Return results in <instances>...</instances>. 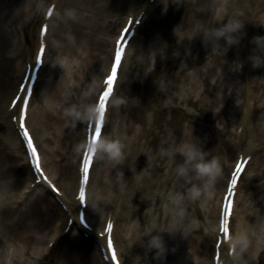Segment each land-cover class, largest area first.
<instances>
[{
    "label": "bare ground",
    "instance_id": "1",
    "mask_svg": "<svg viewBox=\"0 0 264 264\" xmlns=\"http://www.w3.org/2000/svg\"><path fill=\"white\" fill-rule=\"evenodd\" d=\"M14 1L17 2L12 5L10 4L11 8H13L14 6L13 9L16 8L15 10L19 11V14L21 13L22 16L24 15L25 23L27 24L28 22L31 21H32L31 24L35 22L34 21L35 18H37V16L40 15L39 14L40 10L43 8L45 3V0H14ZM56 1L57 0H52V2H56ZM88 1L90 2L92 1L98 7L100 6L102 10H104L105 7L112 8L117 6L116 10L112 12V14L110 15L112 16L111 19L104 20L101 27L102 31L100 32L104 34L103 38L100 39V42H103L102 44H104V41H107L108 39L110 43L108 45L112 48L111 50H113V44L117 34L113 33L111 36V38L113 37V39L110 40L109 38L106 37L107 32L112 30L111 28L113 26H117L116 28L118 33L121 26H123L124 23L126 22L127 18L131 15H134L133 14L134 12H136L138 9L143 10L145 8L147 9L151 7V6L149 7L148 4L144 5L142 3V0H132L126 5L122 4V2L113 5L109 2V0H88ZM234 1L235 0H230L228 3V7L225 8L229 9V7L233 6ZM238 1L240 2L241 5H244L242 10L244 9L243 11H245V14L247 15L249 8L252 7L251 4L247 5V3H250L252 0H238ZM254 2L257 10L258 8L261 9L263 7L264 4L263 0H254ZM7 4H8V0H0V56H2L0 58L3 59L4 56L5 62L2 61V65L3 63L6 65L5 67L6 71L3 72L4 75L0 80V131L4 130L2 135L5 137L7 146L13 154H11V156H9V158H7L6 161L4 162L3 164L4 167L2 168L3 172L1 170V173L6 174L7 177L4 176L3 179L0 181V217H1L0 222L3 224V227L0 228V244L1 242H3L2 245H0V258L2 257L1 260L2 263L4 264L7 263L27 264V260L25 259V249L28 243L29 246L33 245L32 250L35 251L37 257L38 256L40 257L39 264H47L50 261L49 259L51 258L54 249L49 252H48V248L47 249L44 248L43 251L39 249H40V245L46 242V237L43 238L41 236V233L43 232V230L49 229L51 233L53 232L49 241L55 240V244H57L60 238L64 237L66 239V250L64 252L65 261L63 260L64 262H70L71 264H107L102 258L100 245L97 242L94 243V241H92L91 238H86L82 233L78 232L76 221L72 225L68 233H65V226L67 225L69 217L76 215L79 207L75 195L77 192V185L79 181V165L81 161V154L83 152V147L85 145V140H86V124L88 122L89 115L92 113L95 97L101 87V85L97 83L92 88L91 80L99 81L100 78L101 79L104 78V75L108 69L107 68L108 61H105L102 58V62L99 63L100 56L98 55L97 56L95 55L97 58L95 60L94 59L92 60V67L90 70L92 71V73L91 76L88 77V79L87 78L85 79L86 81H89V83L85 85L84 88V91L86 93L85 101H87L89 107L86 109L85 115L81 117L82 118L81 119L82 126L80 129L81 131L77 133L78 135H80V141H78L77 147L72 148L71 150L69 144H71V139L74 137L73 122L71 119L72 108L69 109H63L64 107H61L60 109L58 108L59 105L55 102L54 98L60 97L61 100L63 98H61L60 95H57L58 91H56L57 93L56 95L54 94L55 88H51L48 86L42 92L41 94L42 107L38 112L36 111L34 112L35 102L37 99V95L39 94V90L37 89V87L39 86L42 76L48 66V55L51 47H50V43H47L48 46L45 53V63L40 69L39 80L37 82L33 98L31 99L29 105L27 126L29 127L31 133L33 134V137L35 138V142L41 151V154L43 156L44 167L48 170V172L56 182V185L61 190L62 199L65 201V203L68 206V210H64L52 195V191L49 190L44 183L37 184L33 188L31 187V181L33 182L35 181V176L33 175V172L30 168L27 152L24 149L23 140L19 134V131L16 128L17 122L13 121V116L19 115L20 108L19 105H17L15 109L13 110L9 109L11 98L17 92L19 87V82L26 70L27 63L30 62L31 51L26 47L22 48V46H19L17 42L16 43L17 46L15 45L14 48L11 47V50H9L11 51L9 55L6 56L4 53H2L3 50H6L7 46L9 45V41L13 35V32L10 30L11 28L6 20V16H7L6 12L12 10L10 6H7ZM202 6H203V0H199V9L201 10L198 14L199 15L198 19L200 22L198 28L201 27V29H197L196 31V35L198 36L197 43L195 45L193 44L190 46H186V48L183 47L184 49H182V52H180L181 49L177 45L176 40L177 39L180 40L182 36L179 33H175L172 30L170 31V33L165 31V34H163L162 38H160L161 41L157 42L160 48L155 46L153 48V46H151V52H153L155 56L157 53L158 54L157 56L159 57L155 69L151 70L150 66H148L147 64L146 66L144 65L145 70H143L141 73V76L144 77L142 84L137 83L136 77L134 75L131 81V85H130L131 87L127 89L125 94L126 102L123 106V111L126 112L131 108H136L135 106H137L141 110L140 119H139L141 125H139V127H136V129L135 127L133 128L132 135H130L127 132L129 134V137L127 138V141L129 142V146L127 144V147H130L134 158L140 157L142 155H148L150 153L151 156L152 154H154L152 160L155 159V162L151 164L152 165L151 167H149L150 169H152L151 178L149 177L148 180H145L144 187L140 186L142 182L137 183L138 181H135L134 185H132L133 189L132 192L129 194L130 201H132L133 203L134 202L138 203L137 208H135L133 212L130 211L128 202L125 204V202L123 200H120V198L114 201L113 204H110V206L107 205L108 204L107 202H109L110 198H112V195L113 198L115 199L117 198L115 197V193H113L114 191L112 192L111 188L109 187L111 181L112 184H114L116 181L115 175L113 174V172L115 173V169L112 166H110L109 168L107 167L105 169L103 176L99 180L98 188L100 189L101 196L100 197L96 196L97 199L95 202L93 201V195L91 194L90 191L91 195H90V199L88 198L89 204L87 205L88 219L93 225L94 228L93 231H96V238L98 240L103 241L104 243V239L99 238L97 236V233L103 230L104 223L109 215H111L113 218H116L117 221L120 219V223H117V225H115L114 237L116 240V246L118 248L119 257L124 264H127V258L133 262L135 261L138 262L139 260L142 264L143 263L144 264H187L184 249L186 247L200 245L199 238L196 236V234L199 235L202 232H204L203 235L204 236L203 249L205 251L204 264H214L213 256L215 253V244L217 241V231L219 229L222 197L225 192V186L227 183V179L230 175L231 169L233 168V165L235 164L236 159L240 152H243L245 154H253L255 152H259L260 149H263L262 148L264 142L263 124L260 122L257 123L258 125H255V123L251 125V123H247L248 121L246 122V119L243 118V116L241 117L240 114L235 121L234 118L236 117L237 112H235L234 109L238 108L236 106V101L231 100V98L228 96L227 93L224 94L222 101L223 105L220 108V110L222 114H224V117L227 119V124H230L231 127L232 126L235 127V125L243 126V131L241 134L238 135V133L236 132L238 141L235 140V137L234 139L231 137L227 138L225 134H222V137L218 139L219 142L215 141V139H211L208 141H204V139L199 140V138H206L209 135V131H208L209 129L213 130L214 126L211 125L213 121H210L209 122L210 124H205L204 126H202V129L201 128L195 129L196 130L195 137H193V135H190L187 132H184L185 129H181L180 132H178V130L176 129V133H177L176 136H178V139H186V143H191L192 147L194 146V149L197 151V153L199 154L206 153L207 160L208 158L210 159L212 157L213 160L218 161L217 173L215 174V176L210 177V179L205 184L206 185L205 187H208L212 185V182H215L213 184L212 189L210 190V192L213 191L216 192L215 202L213 203L212 206L210 205L204 206L205 207L204 209V207L200 205V199L198 202V201H194L191 197H189V194L196 187H198L201 182L198 178L200 174L197 172L195 168V164L199 162V156H198L197 160L192 161L190 165V168L192 167V176L194 178L192 180V183H190L191 182L190 180L184 181L183 183L187 185L185 188H183V190H180V193L182 194L183 197L182 200L183 206L181 210L178 212L177 218L175 219L174 216L177 214L176 212L175 214L172 212L170 206L167 210H165L164 207L161 205V203L163 202L161 193L163 194V196L164 193L168 194L169 196L171 192H173L176 189V185H173V183H171L169 176L170 172L167 173L166 175L165 174L156 175L157 171L160 170V165H162V163L158 164L157 161H161L162 159H165L168 156L167 155V149L169 147L168 138L171 131L175 129L174 127L170 128L169 126L174 125L175 123H180L178 124V126H180L181 128H182V124L186 128L187 127L193 128L194 124H197L196 122L197 118H196V114H194V118H190L187 123H183L182 118L181 119L179 118L177 119L175 117L173 118L172 114H169L170 118L165 117L163 122L159 124V121L161 119L160 116L165 115V114H161L164 112L165 108L162 107V105H160L154 108V115H155L154 123H156V125H154V123L150 124V121L148 119H145L146 117L145 115L143 116L142 112L144 110H147V106L150 105L151 102L163 98L164 97L163 95H165V92H167V88H169L170 86L168 81L165 82L164 90L162 89H160L159 91L155 90V84L157 85L156 83L157 77L160 76L159 74L160 72H162L163 67L169 68L168 72L170 73V75H171V71L175 70L174 71L176 73L174 74L175 77L177 79L180 78L183 81V83L187 82L186 79L188 78L198 75L200 76L201 75L200 72L204 73V70L199 67V64L204 63V68L206 67L205 53L207 50H209L212 47L213 40L215 38L214 36H212L213 34L211 32L212 31L211 24L213 23L211 22V19L213 16L212 14L208 13L206 17L203 18L200 17V16H205L204 13L205 11L208 10V9L205 10V8H202ZM152 7L149 9V11L152 9ZM59 8L60 6L57 5V8L55 9L51 17V25L49 27L48 34L46 36V42H49V39L51 38L52 28L54 26L53 21L56 20L57 18ZM86 12L87 11L85 8H82V10H80L79 21L77 22L78 28L85 27L87 21L92 20L93 18L92 14L87 15ZM257 14L258 12L254 10V15L257 16ZM44 16H45V12L42 13L41 23L44 20ZM236 17L238 18V21H241L243 19L247 26L252 25L255 20L252 19V17H250V14L248 16H242L240 13H238ZM159 20H161L160 16L155 20V24L159 22ZM27 24H25V26ZM31 24H29L28 27ZM38 35H39V29H38ZM241 35L243 36L245 42V47L243 48L245 59L244 60L243 59L241 60V58L239 59L238 61L239 64L237 63L238 66L236 68V74H234L233 76L235 79L240 78L241 76L240 72L242 71L247 87L248 82L251 81L249 80L250 76L248 75V71H251V73H254L255 75L257 73V66L256 64H254V66L251 64L255 60L251 58V50L246 44L248 39L247 32L243 34L241 32ZM210 37L213 40H211ZM162 40L165 41L163 45H161ZM132 41L133 39H131V42L127 47L126 55L123 59L119 71L120 76L115 86L116 90L112 95V97L110 98L109 104L111 103V101L113 100V98L117 93V88L120 82L121 74L125 66V62L127 61V57L129 55V47L131 46ZM151 42L152 41L150 42L148 41V37H145L143 41V45L147 46L148 43L149 46L153 45V43ZM229 43L231 49L225 50L222 53L221 57L227 56L228 58H230L231 56H234L233 59L238 60L236 59V55H237L236 52H238L236 51V47H234L233 42L229 41ZM38 44H39V40L37 37L36 48ZM56 47H57V51L58 52L61 51L62 54H64L67 50L71 51L68 52L71 56H73L71 57V59L74 58L76 59L75 61H77L85 53V47L83 48L78 47L77 51H75L73 50L75 47H70L69 43H66L64 46L62 45V43L61 45L57 44ZM175 47L178 48L174 49ZM174 50L177 51L176 55L170 56L171 52ZM147 51L149 50L148 49L145 50V52ZM100 52L101 54H105L106 52H108V50L107 48H102L100 49ZM194 52L197 53L195 54ZM35 53H34V57H35ZM145 56L146 53L145 55L143 53L142 57H140L141 62L142 60H145L147 62L149 61V53L146 56V58ZM211 60L218 67H221L222 70L227 71V64H223L222 62H220L218 56H214ZM69 62L71 63V61ZM215 70H218V68ZM15 72L17 73L16 74L17 81L15 84L12 85V88L7 93L6 98L4 97L3 101H1L3 91L4 90L6 91V84L8 83L9 79H11V77L13 78ZM52 73L54 75V71ZM67 76L65 78L66 82L63 84H68L67 90L69 92L71 90L70 83L73 78L71 69L67 71ZM172 77L173 75L170 78ZM217 89L218 86L212 83V81L209 82L207 76V78L205 79L204 92L200 96V99L198 98L196 101H194L193 97H187L189 92L187 90L185 93L186 97L183 99V102L187 103L188 105L198 107V114L200 113L203 117H205L207 116V114H210L211 112L210 107L212 106V103L209 102V98L213 96L216 97L217 99V95L219 96L218 93H216V95L213 93ZM211 99L213 101L216 100V99L214 100L213 98ZM240 99H241L240 97H237V101ZM158 104L159 103L157 101L156 105ZM83 105H86V103L84 102ZM148 107H152V106H148ZM177 107H179V105L170 106V108L173 109V111H175L174 109L177 110ZM257 108L258 107H256V109ZM192 109L193 108L191 107V110ZM62 110L64 111L62 112ZM33 113H36L35 115L38 122L36 124L33 123V119H32ZM187 113H188L187 111L184 112V114ZM131 120L134 121V118H132ZM132 124L133 122H131V125ZM63 125H67V131L65 133H62L60 130ZM148 127H150L149 130ZM166 127L170 128L169 134L165 132ZM106 129L107 127L104 128L103 130L102 133L103 136L105 135ZM205 129H207V131ZM62 134L63 137H61ZM181 134L184 137H182ZM122 137H123L122 134H118L114 137V139H119L124 145L125 141L122 139ZM41 139L51 144L52 148L48 149V153L50 155L52 154L59 155L58 148L60 147V140L65 141L66 142L65 146L67 149L66 152L67 154L71 152V154L73 155L72 158L76 159L75 163L73 159L69 157V159L67 160L69 162L67 164H64L61 161H57L55 159L57 161L55 162L57 168H54L51 165H49V162L47 161V157L45 155V150L41 144ZM127 147L126 149H124L125 156H127L129 150L127 149ZM100 152L101 151H97L96 158L94 159V163L91 168V180L89 185L90 188L95 181L93 173L95 171V167L97 166V159L99 157ZM156 153L157 156H155ZM170 156H168L169 162L171 158ZM174 157L175 156H173L172 159ZM10 160H14V161L10 162ZM71 161L74 163V165L73 163L71 164ZM254 161H255V157L252 158V162L250 161L251 163L249 162L245 172L243 173L241 180L245 179V177L250 174V167ZM133 162H134L133 160L129 162L128 164L129 167H131L130 165H133ZM219 167H222V170H224V173L222 175L220 174ZM263 175H264V163L262 164V166L261 165L259 166L258 172L254 175V177H252V179L254 180L259 179ZM125 177L126 176L116 181V183H118V186L120 182L125 181ZM155 180L159 182V185L155 184ZM240 185L241 184H239L238 192L235 196V206L231 220L232 230L234 225V218L237 212V202L239 198V193L241 191ZM119 189H116V191ZM3 190H8V191H3ZM2 191L5 193H3ZM140 192H144V193L140 196L138 200L137 194H139ZM206 195H208V193ZM152 205L153 207H151ZM119 207H121V209L123 210L120 211L118 209ZM200 218H203L202 221L203 224L199 221ZM193 219L196 220L195 221L196 223L192 222ZM247 222L248 223L250 222L249 224L252 223L250 214L248 216L246 215L245 218H243L242 224L247 225L246 224ZM121 230L123 231L122 234H121ZM88 232L90 235H93L94 233L91 231ZM57 233L60 234L58 235ZM176 234H178L179 237L177 236V239H174V235ZM155 236H160L161 239L163 240L164 243L163 253H161L159 249L150 246V241ZM248 238L250 240V245L248 248L251 247L250 248L251 250H258L259 246H257L258 243L256 242V240L252 238L251 235H249ZM221 249H222V258L225 259V264H228V262L232 263V260L238 257L240 250L239 246H237L235 248L234 256L230 257L228 255L229 243L228 244L223 243ZM124 250H126L128 257L127 254L125 255ZM50 264H56V263L52 261Z\"/></svg>",
    "mask_w": 264,
    "mask_h": 264
},
{
    "label": "rangeland",
    "instance_id": "2",
    "mask_svg": "<svg viewBox=\"0 0 264 264\" xmlns=\"http://www.w3.org/2000/svg\"><path fill=\"white\" fill-rule=\"evenodd\" d=\"M125 0H109L111 4H118ZM230 0H203V6L202 8H205V16L200 17H206V15L212 14L211 22V32L212 36H214L212 47L206 51L205 53V61H206V67L204 68V63L199 64V67L204 70L201 73V77L194 76L191 78L186 79L187 82L183 83V81L180 78H176L174 74H176L174 71H171V75L168 72V67L162 68V72H160V76L157 77V85L155 84V90L159 91L160 89H165V82L169 81V88H167V92H165L164 97L160 100L157 99L154 102H151L150 105L152 107L147 106V110H144L143 116L145 115V119H148L151 123L155 122V115H154V108L157 106L162 105L164 107V112L161 114H165L164 116H160L161 119L159 121V124L163 122L164 118H170L169 114H172V117L174 118H182L183 123H187L190 118H194V114H196V122L197 124H194L193 128H186L182 124V128L178 126L180 123H175L174 125H170V128H175L173 131H169L170 128L166 127L165 132H167L169 135L168 141H169V147L167 149V155L170 156V162L168 161V156L165 159H162L161 161H157L160 165V170L157 171L156 175H166L170 172V180L173 185H176V189L171 192V194L168 196V194L161 193L162 195V203L161 205L164 207L165 210L169 208V206L172 209V212L177 215H175V219L178 216V212L181 210L183 203V197L180 193V190H183V188L186 187L187 184H184V181L190 180L192 183V180L194 179L192 176V167L190 168L191 162L188 161L187 156L184 154V151L182 149H185L187 147H192L191 143H186V139H178V136H176V129L178 132H180L181 129H185L184 132L189 133L190 135H193L195 137V129H202V126L205 124H210V121H213L211 124L213 127V130L209 129V135L207 133L206 138H199V140L208 141L211 139H215V141L219 142L218 139L222 137V134H225V136L230 138L232 127L230 124H227V119L224 117V114H222L220 108L222 107V101H223V95L228 94V96L231 98V100L236 101V106L238 108L234 109L236 113V117L234 118L235 121L237 119V116L239 114V104L240 102L237 101V97L240 96V90H239V79L234 78V74H236V62L233 59L234 56H231L228 58L227 56L221 57L222 53L225 50H230V43L229 41L233 42L234 47H236L237 50H241L242 42L239 41L241 35L239 29H241L243 26L242 22H238L237 20V14L240 13L242 16H245V11L242 10L244 5H241L238 0L234 1V5L229 7L230 9L224 10L225 7H228V3ZM264 1V0H263ZM17 2V1H16ZM14 0H8L7 6L16 3ZM92 2V1H91ZM88 0H62L60 4V11L57 16V20L54 24V29L52 32V40H51V49L49 52V58H48V66L43 74V78L39 85V94L37 95L36 103H35V109L34 112H38L42 107L41 102V94L42 92L49 86L51 88H55L54 94L56 95V91H58L57 95H60V97H56L55 102L59 105V109L61 107H64L63 109H69L72 108V122H73V131H74V137L71 139V150L72 148L77 147L78 141H80V135L77 133L80 132L81 126H82V118L85 108L88 106L87 101H85L86 93L84 91L85 85L89 83V81H86L85 79L91 76L92 71V60L96 59L98 56H103L101 54L100 49L102 48H109L108 45V39L107 41L100 42L101 37L104 36V34L100 33L102 24L104 20H109V15L112 14L116 10V7H105L104 10L101 9V7L95 5L93 2L91 3ZM129 2V0L125 1ZM202 2V1H201ZM169 3V5H168ZM254 0H252L250 3H247V5L254 6ZM11 4V5H10ZM171 4V6H170ZM30 6V5H29ZM14 8V6H13ZM11 8L12 10L7 11L6 20L10 26V30L13 32V35L9 41V45L7 46L6 50H3L2 53H4L6 56L11 53V47H15L16 43L19 41V38H17V32L19 30L17 29V24L24 21L25 16L20 13L19 11H16L15 9ZM82 8L86 9V13L92 14L93 18L92 20H88L85 24V27L78 28L77 22L79 21V12L82 10ZM111 9V10H110ZM255 9V7H254ZM201 9H199V0H160L159 4L155 6V9L153 10V13L149 16L148 22L145 23V25L142 28V35L139 40L135 44V48H133V52L131 54V57L128 59L127 65L125 66V70L123 71V78L121 80V84L119 87V91L117 93V96L113 100V104L111 106V113L109 115V125L107 128V132L105 134V138L108 139H114V137L118 134H122V139L125 141L124 149H126L127 144L129 146V142L127 141V138L129 137V134L132 135L133 128L139 127L141 125L139 119H140V113L141 110L135 106L136 108H131L128 111H123V106L125 104V94L127 89H129L131 86L132 78L136 77L137 83L143 82V78L141 76V73L143 70H145L144 65L146 64L150 66V69L154 70L156 67V63L158 60V54L156 53V56L151 52V46L158 47L160 46L157 44V42H160L163 36L166 32H169L172 30L175 33H179L182 37L180 40L177 41V45L181 49L180 52H182V49L186 48V46L195 45L198 41V36L196 35L198 26L200 25L199 22V12ZM253 9L250 7L249 12L247 13V16L250 14V17H254L252 14ZM18 12V13H17ZM165 12V13H164ZM224 12V14H223ZM229 12V13H228ZM259 16L255 18L256 21V27L252 30L256 31L258 33V36L255 37L257 41H252L254 43V53L255 55V64L257 66V78L255 80V83H253V91H252V101L251 103L253 106H257V110L253 112V120H255V123H262L264 126V6L261 8V10H258ZM161 17V20L155 24V20L158 17ZM236 17V18H235ZM109 18V19H108ZM260 18V19H259ZM234 20V21H233ZM236 21V22H235ZM230 23L235 24L239 23L241 27L236 31H231L234 33H227L223 36L217 35V33L223 29H225L226 25H229ZM253 23V25L255 24ZM29 25V24H28ZM36 25V23H35ZM35 25L32 28L28 29V26L24 28V32L26 34L27 38V46L31 48V52H34V45H35V32L36 27ZM31 27V25L29 26ZM260 28V29H259ZM112 30L107 32L106 37L109 38L110 34L113 33L114 29H116V26H113L111 28ZM259 29V31H258ZM250 30V31H252ZM240 31V32H238ZM32 34V37L31 35ZM109 34V37H108ZM239 35V36H237ZM148 37V41H152L153 45L149 46V43L147 46L143 45L144 38ZM184 40H183V39ZM231 38V39H230ZM238 38V39H237ZM143 39V40H142ZM60 42V43H59ZM82 42V44H81ZM106 42V43H105ZM155 42V43H154ZM64 46L66 43H69L70 47H75L73 50L77 51L78 47H85V53L82 57H80L77 61L76 59H71V56L69 54V50H67L64 54L62 52L57 51V44H60ZM165 43L164 40H162L161 45ZM19 44V42H18ZM183 44V45H182ZM143 45V47H142ZM181 45V47H180ZM232 45V46H233ZM17 46V45H16ZM184 47V48H183ZM178 47H175L176 49ZM149 50L145 52V50ZM69 51V52H68ZM82 51V50H81ZM179 52V53H180ZM104 53V52H103ZM146 53V56L149 53V61L142 60L140 61L142 57V54ZM177 51L174 50L171 52L170 56L176 55ZM195 54L197 52H194ZM73 54V53H72ZM238 55H240L237 52ZM96 55V56H95ZM180 55V54H178ZM145 56V58H146ZM162 56V55H161ZM214 56L219 57V61L223 64H227V71L222 70L221 67H218L211 59ZM2 57V56H0ZM2 61L5 62L4 56L3 59L0 58V80L2 79L4 73L6 71L5 67L6 65ZM71 61V63L69 62ZM257 61V63H256ZM102 61H99L101 63ZM70 64V65H69ZM218 70H215L217 69ZM72 70V81L70 83V91L68 92L67 87L68 84H63L66 82V76L67 71ZM54 71V75L53 72ZM230 71V72H229ZM134 73V74H133ZM16 72L13 75V78L9 79L8 83L6 84V91H3L1 101H3L4 97L6 98L7 93L12 88V85L16 82ZM173 75L172 78H170ZM166 76V77H165ZM208 76L209 82L212 81V83L216 84L218 86V89L213 92L215 95L216 93L219 94L216 97H211L215 101H213L211 98H209V102L212 103L211 112L210 114H207V116L203 117L200 113L198 114V107H194L192 105H188L187 103L183 102V99L186 97L185 93L188 90L187 97H193V100L196 101L198 98L200 99V96L204 92L205 88V79ZM68 77V76H67ZM91 87L93 88L95 84L98 82L91 80ZM139 81V82H138ZM257 82V83H256ZM59 83V84H58ZM138 84V85H139ZM63 87H61V86ZM220 91V93H219ZM143 92V91H142ZM145 93V92H144ZM213 94V95H214ZM233 94V95H232ZM83 98V99H82ZM218 100V101H217ZM158 101V105H156ZM234 101V102H235ZM86 103V105H83V103ZM73 103V105H72ZM179 105L177 107V110L170 108V106ZM191 107L193 108L191 110ZM180 108V109H179ZM185 109V110H184ZM64 110H62L63 112ZM180 111V113H179ZM187 111V114H184V112ZM195 112V113H194ZM36 113H33V123H38L36 118ZM188 117V118H187ZM229 117V116H228ZM134 118V121L131 119ZM81 120V121H80ZM131 122L133 124L131 125ZM233 123V122H232ZM156 125V123H154ZM258 125V124H257ZM178 126V127H177ZM196 127V128H194ZM150 127H148V130ZM61 132L65 133L67 131V125H63L61 127ZM207 131V129H205ZM4 130L0 131V181L3 179V177H7L6 174L1 173V170L3 172V164L6 161L11 154V150L7 146V142L5 141V137L2 135ZM211 131V132H210ZM129 134H128V133ZM175 133V134H174ZM182 135V134H181ZM211 136V138H210ZM63 137V134L61 135ZM182 137H184L182 135ZM218 137V138H217ZM209 138V139H208ZM206 139V140H205ZM264 141V140H263ZM68 143V140H67ZM41 144L43 145V148L45 150V154L47 157V161L49 162V165H51L54 168H57L55 165V162L61 161L64 164H67L69 161V157L75 161V158H72L71 152L67 154L66 152V142L60 140V147L58 148V154L50 155L48 153V149L52 148L51 144L41 139ZM165 144V143H164ZM63 147V148H62ZM55 148V147H54ZM194 148V146L192 147ZM128 154L125 156V153L123 155V159L119 162L112 160L108 157L106 153L101 152L97 167L95 169L94 177L95 181L93 183L92 187V195H93V201L95 202L97 197L101 196L99 186V180L103 176L105 169L110 166H112L115 169V180L127 176V181L120 182L119 186L118 183L112 184V181L109 184V187L111 188L112 192L113 190L115 192L116 189H121V185L124 186L126 190H128L129 194L132 192V183L133 181L142 182L140 186L144 187L145 180H148L149 177L151 178L152 169L151 167L155 159L152 160L154 154L152 156L150 153L148 155H142L140 157H135L132 154V151L130 147H127ZM76 151V150H75ZM74 151V152H75ZM170 152V153H169ZM157 156V153L155 154ZM175 156L173 159L172 157ZM203 158L207 160L206 153L202 154ZM258 159L253 164L251 173L247 177L242 195L239 202L238 212H237V220L239 221V224L236 226V232L238 233H246L248 236L251 235L252 238L256 240L258 243L257 246H259L258 250H251L248 248L243 254H238V257L234 264H264V175L256 180L251 179L252 175L256 174L258 172L259 166L264 163V142H263V149L258 153ZM13 157V155H12ZM5 159V160H4ZM13 159V158H12ZM57 161H56V160ZM216 159V158H215ZM134 161L133 165H130L129 162ZM152 160V161H151ZM208 160H213L212 157ZM14 161V160H10ZM150 162V163H149ZM15 163V162H14ZM73 162L71 161V164ZM11 164V163H10ZM149 164V165H148ZM74 165V163H73ZM12 166V165H11ZM133 166V167H132ZM147 166V167H146ZM224 168V167H223ZM220 174L222 175L224 173V170H222V167H219ZM4 174V175H3ZM199 180L201 181L199 186L196 187L190 194L189 197H191L194 201H198L200 199V205L201 206H212L215 202V191L210 192V190L213 187V184L215 182H212V185L205 187L206 182L210 179L209 176H202L199 175ZM155 184L159 185V182L155 180ZM114 185V186H113ZM117 187V188H116ZM185 190V189H184ZM8 191V190H3ZM2 191V192H3ZM5 193V192H3ZM144 192H140L137 194V198L139 200L140 196ZM208 193V195H206ZM97 196V197H96ZM129 196V195H127ZM130 197V196H129ZM136 198V197H135ZM128 202L130 201V198L127 199ZM132 200V199H131ZM136 201V200H135ZM138 203H133L132 201L129 202V210L134 211L135 208H137ZM153 207V205L151 206ZM205 209V207H204ZM251 215V224L248 222L247 225L240 224L241 220L245 218L247 215ZM1 218V217H0ZM196 220L193 219L192 222H195ZM199 221L202 223L203 218H200ZM193 223V224H194ZM123 224V223H122ZM203 224V223H202ZM3 227V224L0 222V228ZM51 231L43 230L41 233V236L44 238L46 237V242L40 245V250L43 251L44 248H46L48 240H49V234ZM123 231L121 230V234ZM204 232L200 233L199 235L196 234V236L199 238L200 245L198 246H192V247H186L184 249V253L186 256V262L187 264H204L205 262V251L203 249V240H204ZM178 234L174 235V239H177ZM179 237V236H178ZM3 242H1L0 245H2ZM202 243V244H201ZM25 249L26 253V259L27 264H39V256L37 257V254L34 250H32L33 245L29 246L27 243ZM65 250H66V241L63 238L55 247L54 252L52 253L50 261L47 264H50L52 261H54L56 264H71L70 262H64L65 261ZM125 255L127 254L124 250ZM128 256V254H127ZM2 258V257H1ZM0 258V264L2 263V260ZM64 260V261H63ZM127 263L129 264H142L139 260L138 262L127 260ZM11 264V263H7ZM144 264V263H143Z\"/></svg>",
    "mask_w": 264,
    "mask_h": 264
},
{
    "label": "snow or ice",
    "instance_id": "3",
    "mask_svg": "<svg viewBox=\"0 0 264 264\" xmlns=\"http://www.w3.org/2000/svg\"><path fill=\"white\" fill-rule=\"evenodd\" d=\"M57 8V4L53 2L51 4V7L47 9L46 16L48 18H51L53 15V12ZM137 21H130L129 23H135ZM49 25L48 23H42L40 33L41 36L46 37L48 34ZM130 27H125L123 29V33L119 37L117 41V46L115 49L114 54V60L111 65L110 74L107 75L106 78V88L101 92V94L98 97V104L103 105L104 107V118L100 119L98 121H94V129L89 137V139H100L103 137L102 133L104 130L105 125V117L107 112V101L110 97V94H112L114 90V84L118 79V72L122 64V60L125 56L126 52V40H127V33L130 31ZM47 49V44L41 43L38 49V55L37 59L38 61L43 64L45 62V52ZM21 91H25V96L23 98L17 96L15 98V102L13 104V107H15V103H20V114L17 118V124L18 128L21 130L23 137L27 140V146L30 149L31 154V162L35 164V169L38 173H40L41 177L44 181H46L47 185L58 195H61L60 189L57 188V186L54 183H51L48 180V176L44 172V168L41 164V156L39 151L37 150V146L34 143L33 136L30 134L29 128L26 125V121L28 120V109H29V102L31 100L32 94L31 92H28L25 89H21ZM94 158H96L95 153H85L82 161H81V175H80V184L78 187V202H84L87 203L88 201V184L90 180V172H91V165L93 163ZM251 157H240L237 164L234 167V170L230 174V180L228 181L229 185V191L226 195V204L224 205L223 211H222V225H221V232L224 235L225 239L230 238L231 236V228H230V222L232 217V212L234 208V198H235V189L237 188L239 181L242 179V175L250 161ZM113 223L109 222L107 224V233H108V247L111 249V256H115V264H121V261L117 257V252L115 248L114 241L112 239V232H113ZM103 235V233H102ZM222 242V241H221Z\"/></svg>",
    "mask_w": 264,
    "mask_h": 264
},
{
    "label": "clouds",
    "instance_id": "4",
    "mask_svg": "<svg viewBox=\"0 0 264 264\" xmlns=\"http://www.w3.org/2000/svg\"><path fill=\"white\" fill-rule=\"evenodd\" d=\"M240 27L241 25L239 23H230L225 29L219 31L217 35L223 36L225 32L236 31ZM88 151L89 153L101 151L106 153L110 159L119 162L123 159L124 145L119 139H108L103 136L100 139H93L88 146ZM182 151H184L189 162L197 160V157L199 156V162L195 164V168L200 175L209 177L215 176L218 171V161L205 160L202 154L197 153L192 147H187L182 149ZM249 245L250 240L246 233H238L235 240L232 241V248L235 249L239 246L241 254L248 249ZM150 246L159 249L161 253L164 251V243L160 236L153 237L150 241Z\"/></svg>",
    "mask_w": 264,
    "mask_h": 264
}]
</instances>
